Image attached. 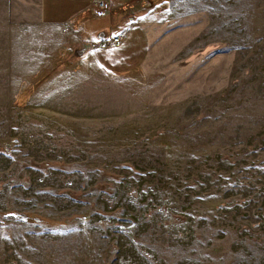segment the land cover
Masks as SVG:
<instances>
[{"label": "rangeland", "instance_id": "obj_1", "mask_svg": "<svg viewBox=\"0 0 264 264\" xmlns=\"http://www.w3.org/2000/svg\"><path fill=\"white\" fill-rule=\"evenodd\" d=\"M117 12L135 51L0 0V264H264V0Z\"/></svg>", "mask_w": 264, "mask_h": 264}, {"label": "crops", "instance_id": "obj_2", "mask_svg": "<svg viewBox=\"0 0 264 264\" xmlns=\"http://www.w3.org/2000/svg\"><path fill=\"white\" fill-rule=\"evenodd\" d=\"M25 4L29 5L34 3L35 10L40 23L49 24L52 26H59L71 29L81 37L82 41L92 46L94 43H99L102 35L121 34L126 31L121 45L113 46L112 48H122L129 44L132 51H135L134 44L138 41H134L133 37H130L132 31L136 26L131 22L125 24V30L123 24L121 26H115L114 24L121 20L120 12L110 16L93 17L90 14L91 5L97 1L104 0H23ZM28 9V6L27 8ZM101 21V22H99ZM125 23V22H124ZM124 30V31H123ZM137 32V31H136ZM135 32V34H136ZM141 35V33L139 34ZM138 37V35L136 36ZM97 54L104 55V60L107 63L105 65L110 67H117L113 70L120 71L118 69L117 57L113 54H109L108 51L97 50ZM139 57H143V53H137ZM143 54V55H142ZM132 56V63H135L136 58ZM130 60V57H128ZM134 59V60H133ZM111 61V63L109 62Z\"/></svg>", "mask_w": 264, "mask_h": 264}, {"label": "built area", "instance_id": "obj_3", "mask_svg": "<svg viewBox=\"0 0 264 264\" xmlns=\"http://www.w3.org/2000/svg\"><path fill=\"white\" fill-rule=\"evenodd\" d=\"M99 14L103 12L102 8L99 9ZM124 35L121 34H110V35H102L100 42L104 43L105 45L109 46H119L123 41Z\"/></svg>", "mask_w": 264, "mask_h": 264}]
</instances>
